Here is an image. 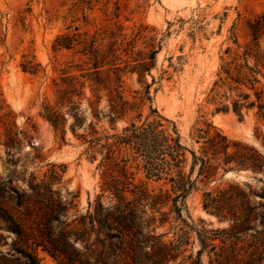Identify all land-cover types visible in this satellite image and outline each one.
<instances>
[{"label": "rangeland", "instance_id": "1", "mask_svg": "<svg viewBox=\"0 0 264 264\" xmlns=\"http://www.w3.org/2000/svg\"><path fill=\"white\" fill-rule=\"evenodd\" d=\"M260 14L264 0H0V185L35 200L30 186L44 181L55 200L77 206L70 216L86 213L101 193L106 169L99 167L104 156L89 158L83 139L92 128L98 136H122L133 124L142 127L160 116L169 120L166 126L175 125L187 148L193 190L178 204L179 216L160 197L171 185L148 180L144 159L140 168L133 165L134 184L154 197L155 211L169 214L158 233L184 243L177 264H240L244 237L204 210L203 196L244 184L259 193L263 182L250 171L199 175L203 164L194 163L192 153L207 159L199 137L208 131L264 152L257 109H245L242 118L233 109L219 111L231 101L223 68L232 69L239 46L250 40L249 21ZM95 71L112 87L121 86L119 109L112 110L105 87L100 99L92 94ZM47 104L62 105L59 128L43 117ZM10 130L17 135L7 148ZM153 201L145 200L148 213ZM0 235L11 242L7 233ZM8 248L0 240V249ZM41 264L55 263L45 257Z\"/></svg>", "mask_w": 264, "mask_h": 264}, {"label": "trees", "instance_id": "2", "mask_svg": "<svg viewBox=\"0 0 264 264\" xmlns=\"http://www.w3.org/2000/svg\"><path fill=\"white\" fill-rule=\"evenodd\" d=\"M248 25L249 42L244 47L239 46L242 52L239 54L238 50L232 59V69L223 68L231 101L230 106H223L219 111L233 109L242 118L245 109H257V123L264 128V14ZM154 57L152 52L151 58ZM24 68L34 72L33 67ZM92 76V94L100 99L103 90L100 88L105 87L112 110L119 109V101L123 99L121 86L112 87L100 71ZM220 82L225 84L222 79ZM78 85L80 82L74 86ZM215 85L218 87L217 82ZM61 107L50 104L43 107V117L57 128L64 119L63 112L59 111ZM157 118L142 127L133 124L122 136H98L92 128L86 136L88 139H83L88 144L89 158L96 161L99 155L104 156L99 167L106 169L102 174L101 193L95 202L89 203L86 213L70 216L77 206L55 200L52 185L44 181L30 186L35 200L15 197L17 189L0 185V232L12 238L9 243L8 237L0 235V240L9 247L7 251L0 249V264H41L45 257L55 264H177L184 243L163 240L165 236L158 233V228L167 222L169 214L155 211L154 197L147 189L134 184L136 177L131 172L133 165L140 168L139 159H144L145 177L171 185L170 190L161 189L160 197L164 205L171 202L181 216L182 208L178 204L183 206L193 190L185 171L187 148L181 144L175 125L170 128L163 122L169 120ZM210 132H206V137H199L205 139L206 146L202 149L207 159L192 153L194 163L203 164L199 175L250 171L259 177L263 186L259 193L249 184L231 186L216 196L206 193L203 208L240 230L239 234L244 237L239 248L240 264H264V152L242 146L221 131ZM16 135L10 130L7 148L12 147ZM262 141L264 148V135ZM254 197L260 201L253 203ZM146 199L153 201L149 213Z\"/></svg>", "mask_w": 264, "mask_h": 264}, {"label": "water", "instance_id": "3", "mask_svg": "<svg viewBox=\"0 0 264 264\" xmlns=\"http://www.w3.org/2000/svg\"><path fill=\"white\" fill-rule=\"evenodd\" d=\"M232 173V172H231ZM231 173H228L227 175H230Z\"/></svg>", "mask_w": 264, "mask_h": 264}]
</instances>
